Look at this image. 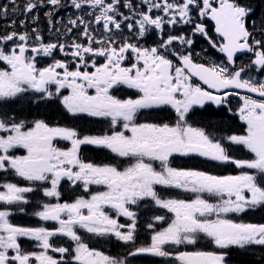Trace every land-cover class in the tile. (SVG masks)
Masks as SVG:
<instances>
[{"label": "snow or ice", "instance_id": "snow-or-ice-1", "mask_svg": "<svg viewBox=\"0 0 264 264\" xmlns=\"http://www.w3.org/2000/svg\"><path fill=\"white\" fill-rule=\"evenodd\" d=\"M46 2L61 7V0ZM70 3L85 16L71 19L67 31H80L84 43L72 40L65 44L59 37L54 42H44L39 31L32 28V23L39 20L35 13L42 0H24L19 9L16 0H11L7 8L0 5V19L7 20L11 27L16 26L13 17L18 10L21 26L28 23L26 15L31 19L29 31L0 35V44L15 43L7 51L0 47V62L7 66L0 69V101L15 102L30 95L40 105L60 98L59 102L73 115L106 118L111 134L81 136L72 128L52 127L44 120L29 126L0 113V172L31 182L30 186L0 183V202L5 205L0 208V264H129V257L138 256L161 258L163 264H226L228 250L233 246L264 247V224L237 223L227 218L229 214L264 206V80L244 78L257 68L264 72V30L259 40L249 31L246 21L251 10L237 0H140L139 8L133 0ZM88 8L93 11L88 13ZM122 8L132 15H125ZM47 15L51 22L54 13ZM195 17L215 21L223 43L213 42L212 46L224 54L225 62H195L193 40L164 31L168 25L185 24L207 36L204 24L197 23ZM125 30L129 37L124 36ZM157 30L155 46H140V40ZM175 43L185 50L173 48ZM244 50L252 52L254 59L249 65H237L238 53ZM57 51L70 57L71 62L54 60L48 66H37L41 55L53 56ZM96 58L104 62L97 64ZM89 67L93 71H87ZM193 77L206 87L193 84ZM121 86L138 95L123 99L113 95ZM65 89L69 94L61 95ZM231 89L246 90L260 98H242L238 111L247 126L245 135H212L188 122L193 106H203L205 102L223 105L233 94ZM168 106L175 113L171 122H137L142 110L163 111ZM57 138L70 141L71 147H55L53 141ZM82 145L107 149L129 163L85 162L80 158ZM232 145L242 146L253 158L236 159L230 151ZM18 148L27 154L13 155ZM176 155L232 164L242 171L239 175L221 176L172 167L171 159ZM62 181L74 188L82 187L87 197L60 202ZM93 186L105 190L92 192ZM158 187L191 193L194 198H166L157 191ZM37 191L56 202L42 204V210L35 215L43 221L56 222L57 228L22 227L11 222L12 209L23 211L22 206L29 203L27 194ZM142 204L156 206L147 211L162 209L171 216L169 220L162 215L140 220L143 213L133 209ZM106 208L115 210L116 216ZM120 217L129 218V222L121 224ZM161 223H167V227H158ZM140 228L152 233L150 243L138 245ZM78 230H85L98 241L114 239L126 251L106 255L89 247ZM60 236L71 243L66 247L55 245L54 238ZM20 238L36 241L40 250L26 251ZM203 239L210 240L215 250H185Z\"/></svg>", "mask_w": 264, "mask_h": 264}, {"label": "rangeland", "instance_id": "rangeland-1", "mask_svg": "<svg viewBox=\"0 0 264 264\" xmlns=\"http://www.w3.org/2000/svg\"><path fill=\"white\" fill-rule=\"evenodd\" d=\"M25 17L30 19V17H28L27 15ZM171 34L174 35V36H186V34H188L187 26L184 25V24H181V26L178 29V32L177 33H171ZM189 38H191L193 40V45H192L191 50H192V52L194 54V57L195 56H197V57H199V56L207 57V56L212 54L211 52L206 51L204 49V47H199V44H198V41L196 39L195 34H193ZM4 46L5 45L0 44V47L3 48ZM173 48H175L176 50L181 51V52H183L185 50L184 46L179 44V43H175L173 45ZM6 67L7 66L1 67L0 69L6 68ZM50 108H51L50 103H44V104L37 105L33 101V103L30 106V109L32 110L30 114H32V116H33V119H31L32 122L36 121V120H44L46 123H48L51 126L52 113H50ZM230 113H233V111H231ZM18 120L24 121L27 124L26 120H24L22 118H19ZM168 122H171V121H168ZM138 123H157V122L152 121V120L143 119V120L139 121ZM55 124H56L55 127H67V128H72L74 130H75L74 125H81V123L78 120H76V119H70V118L66 119V118H63V117L57 118L55 120ZM82 125L85 126V128H89L88 132H87V135H91V134L92 135H102V134H106V133L107 134H111V130H112L110 125H109V123L101 124V123L88 121V122L82 123ZM116 130L119 131L120 129L117 128ZM232 154L234 155V151H233ZM234 156H236V159H241V158L237 157V155H234ZM243 159H245V158H243ZM117 162L122 164V165H124V166H127V164L129 163V162H123L121 160H118ZM91 163H94V164H107V163H104L102 161L101 162H97V163L91 161ZM10 176L12 177L14 175H9V174L7 175L8 181L12 182L11 179H10L11 178ZM165 197L166 198H178L177 196H175V194H172V193H167L165 195ZM50 198L51 197H45L43 195L42 191H41V193L37 197L36 202H37V204L42 205L44 203L50 202L51 201ZM155 207L156 206L153 205V208H155ZM156 211L160 212V215L164 216L166 220H169V218H167L168 215L166 214L165 210L161 209V210H156ZM252 212H259V214H253ZM250 217L260 218V221H257V222L246 221V218L249 219ZM227 218L232 219L234 222H237V223L264 224V206H257L255 209L248 210L246 213L229 214ZM158 227H160V228L167 227V223H161ZM138 242H139L138 245H146V244L150 243V240H148V241L140 240ZM201 242H202V240L198 242V244H197L198 247L194 246L193 249L202 250V248H200L201 244H202ZM235 248H237L238 258H241V256L243 254H245V253H248V252H253L254 253V252L262 251V249H263L262 246H250V247L242 248L241 250L238 249V248H240L238 246H235ZM124 251H126V248H124ZM203 251H205V250H203ZM105 254L107 255V253H105ZM137 258L138 257H129L128 258L129 264H136ZM154 264H163V262L161 261V259H156Z\"/></svg>", "mask_w": 264, "mask_h": 264}, {"label": "trees", "instance_id": "trees-1", "mask_svg": "<svg viewBox=\"0 0 264 264\" xmlns=\"http://www.w3.org/2000/svg\"><path fill=\"white\" fill-rule=\"evenodd\" d=\"M52 109H55V108L53 106H51L50 110H52ZM253 257L254 256H250V255H248L246 257L244 255H242L241 258H239V259L242 260L243 263H245V264H260V261L256 258H253ZM246 259H248V262L246 261Z\"/></svg>", "mask_w": 264, "mask_h": 264}, {"label": "flooded vegetation", "instance_id": "flooded-vegetation-1", "mask_svg": "<svg viewBox=\"0 0 264 264\" xmlns=\"http://www.w3.org/2000/svg\"><path fill=\"white\" fill-rule=\"evenodd\" d=\"M45 228H48V229L52 230L49 226L48 227H45Z\"/></svg>", "mask_w": 264, "mask_h": 264}]
</instances>
